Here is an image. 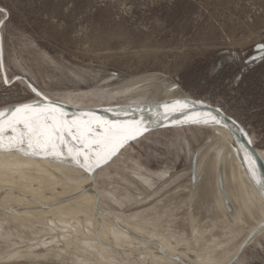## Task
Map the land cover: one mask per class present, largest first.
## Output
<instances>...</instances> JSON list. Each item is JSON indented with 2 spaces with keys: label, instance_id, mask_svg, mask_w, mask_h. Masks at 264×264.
Listing matches in <instances>:
<instances>
[{
  "label": "rangeland",
  "instance_id": "rangeland-1",
  "mask_svg": "<svg viewBox=\"0 0 264 264\" xmlns=\"http://www.w3.org/2000/svg\"><path fill=\"white\" fill-rule=\"evenodd\" d=\"M0 9V107L38 99L21 79L6 85L2 67L9 79L24 76L46 97L86 105L164 104L187 96L232 115L264 151V0H0ZM212 125L154 129L88 174L90 179L67 156L61 162L55 155L0 151V264H96L114 238L96 237L100 222L89 217L101 221L107 213L132 214L159 202L166 204L160 210H172L169 216L184 234L166 229L155 235L162 236L156 245L167 250L192 239V216L199 230L213 227L202 249L193 245L196 264L202 258L197 247L217 264L226 262L219 251L211 252L221 246L213 238L238 228L227 243L234 249L264 214L233 179L234 161L216 156L222 147ZM227 139L233 155L249 154L239 135V145L227 133L223 144ZM195 155L197 186L191 177ZM44 168H55V175ZM28 173L38 174L30 188L20 178ZM63 174L68 179H58ZM234 215L240 219L229 224ZM220 219L226 233L223 225H209ZM260 231L231 264H264ZM117 240L127 264L143 255L128 240Z\"/></svg>",
  "mask_w": 264,
  "mask_h": 264
},
{
  "label": "bare ground",
  "instance_id": "bare-ground-1",
  "mask_svg": "<svg viewBox=\"0 0 264 264\" xmlns=\"http://www.w3.org/2000/svg\"><path fill=\"white\" fill-rule=\"evenodd\" d=\"M173 89H177V85H174ZM67 97H69V96H67ZM67 97L65 96L64 98L69 100V98H67ZM180 98L188 99L190 97L179 96L177 99H180ZM150 103L153 104L154 102L128 103L126 105L134 106L137 104L143 105V104H150ZM87 116L88 115L86 114L84 118H87ZM67 117H68V114H67ZM71 117L72 116H70L69 118H71ZM212 128H214V130L216 132V133H213V136L214 137L217 136L219 138L218 143H220L221 144L220 147H222V149H220V150H218V152H216V156L218 155V156H220V159H224L225 156L227 155L226 157H228L230 159V161L231 160L234 161V163H233L234 167L233 168L236 167L238 169V172L236 173V177H235V174L232 175L233 179L239 184L240 187H244V189L247 190V192L249 190L252 193L251 194L249 192L250 194L248 195V202L253 207L260 209V212L263 216L264 211H263V209H261L260 206H264V191H262V188H264V185L261 181V177L264 176V169L259 168L260 164H257V162L255 160L251 159L250 154H247L246 156L233 155L230 152V149H228L229 148L228 145L230 143L229 139H227L223 144V138L225 137L226 133H227L228 138L232 139V137H234V139L236 141H238V139H237L238 133H237L235 128H233L232 126H229L227 124H222V125H216L215 124V125H212ZM212 132H213V130H212ZM230 134L232 135V137L230 136ZM213 136L211 137V139L216 140V138H214ZM239 144H241V143H239V141H238V145ZM216 145H217V143H216ZM243 148L245 151V147H243ZM224 150H225L226 154L224 153ZM258 152L262 158V162H261L260 166L264 167V151H258ZM198 153H199V151H198ZM13 156H22V155L19 153V154H15ZM41 156H43V155H41ZM44 156H53V155L52 154H49V155L44 154ZM220 159H219V162H220ZM246 164L250 167L251 171L248 168L249 169V170L247 169L248 172H246L247 170L245 172H242L240 168L243 169L245 166L244 169H246L247 168ZM69 165L73 166L75 168V170L81 171L83 173V175H85L84 169L76 167V166H74V164H71V163ZM256 166H258L259 171L257 170ZM56 167H57V165H56ZM223 167H224V165H223ZM64 168H63V170L67 171V169H64ZM44 170H46V168H44ZM54 170H55V168H51L49 170L50 173H48L47 170L44 173H46V175H47V173L55 175L54 173H52ZM60 170H61V168H60ZM231 172H233V171H231ZM249 173H250V175H249ZM196 174H197L196 178L198 179L197 166H196ZM3 175L4 174L2 173V171H0V176H3ZM29 175H30V173L21 174L20 178L22 179L23 182L26 181L27 187L30 188V185L34 186V184H33L34 181L38 180V178H37L38 174L34 173L30 176ZM65 175L64 174H63V176L61 175V177H59L58 179H60V178L68 179L69 175L68 174H67L68 176H65ZM85 176H86V178L87 177L89 179L91 178L88 176V174ZM225 176H226V174H225ZM253 177H255V179ZM49 179H51V177L50 178L47 177L46 181L50 182L51 180H49ZM197 179H196V182H195V179L193 180L195 182L194 184H196L198 182ZM196 186H197V184H196ZM193 187H195V185ZM54 193L56 194V192H54ZM96 206L97 205H94L93 208H95ZM161 207H166V204L160 203V202L154 203L151 206L146 207V208L141 209V210H138L137 212H133L132 214H122L120 212L107 213V214H104L107 216V218H103V219H101V221H97V220L92 221L91 220L92 217H89L90 222H92L93 224L95 223L96 225H98L99 224L98 222H100V226L98 225L99 227H97L96 229H98V228H102V229L95 231L94 235L96 237L100 238L101 240L104 239L105 242H107L109 240L107 238H109L110 236H112V238H114V243H112V244L105 243L103 245V247L101 248L100 253H99L100 256L98 255L95 263L96 264H125V263L127 264V262L124 261V259L127 258L126 252L119 251V246L117 245V241H118L117 238L120 237L122 239L128 240L129 243L131 244V246L134 247V250H136V248H138L139 253L143 254V255H141L140 259H138L137 262H135V263L132 262L133 264H146L147 262H148L147 264H196L198 257L195 256V253H193L194 246H198L200 249H202L204 243L208 242V239H206V234H209L208 231L210 229H212L213 227L210 228L209 230H201V229L199 230L197 227V225H198V221L196 220L197 218L190 216L191 217L190 222H191V226H192L191 227L192 233L191 232L190 233L192 235V239L187 238L188 239L187 241L176 243V245H174V246H172L166 250L163 248V246H161L159 244L156 245V241L160 240L162 236L161 237L156 236V238H157L156 239L155 235H162L164 232H166V229H170V231L172 233H175V234L177 232L184 234V232H183V229L180 228V226H179L180 224H179V221L177 220V218L175 219V218H172L169 216V213H171L172 210L168 209L169 211L168 210L166 211L165 208H164V210H160ZM231 209L234 210V208H231ZM173 210H174V208H173ZM234 211H232L231 213H234ZM236 213H237V211H236ZM88 215H91V212H89ZM195 215L197 216V214H195ZM223 215H225V214H223ZM226 215H228V214H226ZM173 216H175V215H173ZM234 216H237V217L233 218L236 220H232L233 221L232 223H231V221H229L230 222L229 224L235 225L237 223V221L240 219V217L238 215H234ZM137 218H141V219H137ZM200 218H201V216H200ZM179 220H180V218H179ZM183 222H185V220ZM183 222L181 221L180 223H183ZM263 222H264V220H263ZM76 223L79 224L78 222H76ZM209 223H210L209 224L210 226L215 225V227L218 225H223L222 227L225 228V225H226V221L221 220V219L219 221H216V222H210L209 221ZM259 223H261V222H259ZM185 225H182V227L184 226V228H185ZM232 225H230V226H232ZM262 225H264V223ZM83 228H84V230H86V227H83ZM185 229H187V228H185ZM226 229L227 228H225L224 231ZM237 230H238V228H233L229 237L221 238V239L220 238H218V239L213 238L215 243L221 244V246H218V245L216 246L219 248V250H218V248L216 249L215 247H211L210 250L213 253H216V251L220 252V253L219 252L218 253L222 255L224 260H226V262L222 261L221 264H226L231 259L233 254L237 251V247L239 246L238 243L234 244V245H236V246H234V249H231V246H228V244H227L228 242H230V240H231V242H233V240H234L233 235H235V234H233V232L235 233V232H237ZM262 230H264V227L261 226V231ZM89 231H91V229L88 230V232ZM221 231H222V229H221ZM227 231L228 232L230 231L229 228ZM223 233H226V231ZM177 235L176 236L179 238H181L182 236L184 237V235H181V234H177ZM198 247H197V250L202 257L201 262L199 264H217L216 262H214L211 259V257H209L210 255H208L205 251L198 249ZM134 250L133 251L131 250V252H134ZM135 259H137V258H135ZM131 261H132V259H131ZM31 263L38 264V263H40V261L30 262V264Z\"/></svg>",
  "mask_w": 264,
  "mask_h": 264
},
{
  "label": "snow or ice",
  "instance_id": "snow-or-ice-1",
  "mask_svg": "<svg viewBox=\"0 0 264 264\" xmlns=\"http://www.w3.org/2000/svg\"><path fill=\"white\" fill-rule=\"evenodd\" d=\"M3 23L0 21V25ZM261 47L264 49V45ZM3 82L8 83L6 77ZM26 86L40 95L31 83ZM161 107L165 117L174 112L188 113L182 123H221L212 112L192 114L195 102L186 98L166 102ZM147 130L143 120L112 122L91 114L87 118L68 119L61 106L47 97L43 102L20 103L0 109V151H17L34 156L52 154L61 162H64L62 157L67 156L72 163L84 169L85 175L107 164L130 141L141 137ZM58 146L60 152L56 151Z\"/></svg>",
  "mask_w": 264,
  "mask_h": 264
},
{
  "label": "water",
  "instance_id": "water-1",
  "mask_svg": "<svg viewBox=\"0 0 264 264\" xmlns=\"http://www.w3.org/2000/svg\"><path fill=\"white\" fill-rule=\"evenodd\" d=\"M1 71H2L3 81L5 77L8 81V83H5L6 85H9L12 82L18 80L17 79L18 77L21 80H23L26 84L31 83L26 77L21 76V75H15L11 79H9L3 67ZM37 92L40 93L39 96L35 93L38 96V99L10 104L7 106L0 107V109L14 107L20 103H28V102H36V101L43 102V99L46 96L43 95L38 89H37ZM47 98L49 100L56 101L61 106L62 110L65 113L67 112L73 113L72 118L74 117L84 118L86 114H91V115H94V116H97V117H100V118H103L109 121H113V122H125L129 120H143L144 123L147 124L148 126V130L144 134H147L148 132L154 129L162 128V127L200 125V124H192V123H182V121H184L187 118L188 113L186 112H174V113L168 114L167 117H165L164 110L161 107L162 104H157V103L155 104L150 103V104H143V105L137 104L134 106H128V105L103 106V105H86V104H80L77 102L76 103L67 102L65 100H60V99L57 100V99H53L49 97ZM180 99H185V98H180ZM188 99L190 101L195 102V107L192 109V114L212 112L214 115L217 116V119L220 120L222 124H227L235 128L238 135L241 137V139L243 140L245 144L246 152L250 154L251 159L255 160L257 164L261 165L262 158L258 152V148L256 147L251 134L248 132V130L239 120H237L232 115L228 114L226 111H224L223 109L217 106H213L211 104H208L207 102L193 99V98H188ZM217 109H219V111H216ZM155 113H160L162 118H159V119L153 118L151 114H155ZM201 125H205V124H201ZM249 140H251V143H249ZM37 157H40V156H37ZM195 163H196V155L193 157L192 164H191L192 180L195 179ZM260 165H259V168L264 169V167ZM256 167L258 170L259 169L258 166ZM261 181L264 185V176L261 177ZM219 185H220V189L222 192V196L224 197V200L226 204L228 205V202L226 201V198H225V194L223 192L222 180H221L220 175H219ZM262 224L263 222L257 223L255 227L250 231V233L247 236H245V238H243V240L240 242L237 248V251L233 254L231 259L226 264H231L236 259L239 252L249 241H251L252 237L259 231Z\"/></svg>",
  "mask_w": 264,
  "mask_h": 264
}]
</instances>
